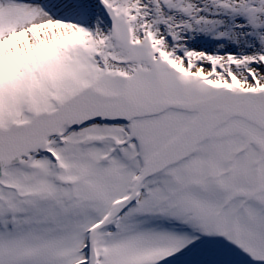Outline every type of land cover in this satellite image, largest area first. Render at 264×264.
Masks as SVG:
<instances>
[{
    "label": "snow or ice",
    "instance_id": "1",
    "mask_svg": "<svg viewBox=\"0 0 264 264\" xmlns=\"http://www.w3.org/2000/svg\"><path fill=\"white\" fill-rule=\"evenodd\" d=\"M0 264H264V0H0Z\"/></svg>",
    "mask_w": 264,
    "mask_h": 264
}]
</instances>
